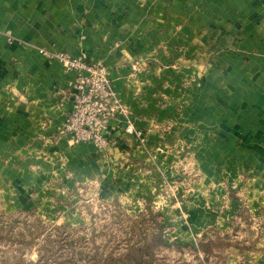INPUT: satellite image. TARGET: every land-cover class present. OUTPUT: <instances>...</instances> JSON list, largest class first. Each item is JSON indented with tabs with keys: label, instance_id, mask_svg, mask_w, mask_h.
I'll return each instance as SVG.
<instances>
[{
	"label": "crops",
	"instance_id": "crops-1",
	"mask_svg": "<svg viewBox=\"0 0 264 264\" xmlns=\"http://www.w3.org/2000/svg\"><path fill=\"white\" fill-rule=\"evenodd\" d=\"M40 48L105 65L104 147L59 133L72 74ZM111 201L191 244L257 221L234 251L264 264V0H0V207L74 224Z\"/></svg>",
	"mask_w": 264,
	"mask_h": 264
},
{
	"label": "rangeland",
	"instance_id": "rangeland-1",
	"mask_svg": "<svg viewBox=\"0 0 264 264\" xmlns=\"http://www.w3.org/2000/svg\"><path fill=\"white\" fill-rule=\"evenodd\" d=\"M84 205L74 224L0 207V264H238L242 254L234 250L261 239L247 225L256 230L257 221L247 220L236 228L246 236L209 231L201 243L179 242L171 238L170 221L139 213L133 203Z\"/></svg>",
	"mask_w": 264,
	"mask_h": 264
},
{
	"label": "built area",
	"instance_id": "built-area-1",
	"mask_svg": "<svg viewBox=\"0 0 264 264\" xmlns=\"http://www.w3.org/2000/svg\"><path fill=\"white\" fill-rule=\"evenodd\" d=\"M39 51L46 58L59 62L66 72L72 74L69 81L72 108L59 126V133L68 135L71 144L88 142L96 147H104L108 120L119 108L112 101L114 92L105 65L97 60H89L84 53L71 55L65 51L43 48ZM125 131L136 132L130 124Z\"/></svg>",
	"mask_w": 264,
	"mask_h": 264
},
{
	"label": "trees",
	"instance_id": "trees-1",
	"mask_svg": "<svg viewBox=\"0 0 264 264\" xmlns=\"http://www.w3.org/2000/svg\"><path fill=\"white\" fill-rule=\"evenodd\" d=\"M162 242H164L163 240H162ZM138 251V250H137ZM139 253V252H138ZM140 254V253H139ZM139 257H141L140 255H139ZM128 258V257H127ZM139 259V258H138Z\"/></svg>",
	"mask_w": 264,
	"mask_h": 264
}]
</instances>
